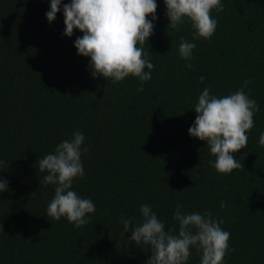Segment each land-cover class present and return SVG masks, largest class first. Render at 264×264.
Masks as SVG:
<instances>
[{
	"label": "trees",
	"instance_id": "1",
	"mask_svg": "<svg viewBox=\"0 0 264 264\" xmlns=\"http://www.w3.org/2000/svg\"><path fill=\"white\" fill-rule=\"evenodd\" d=\"M70 2L49 23L50 0H0V179L9 181L0 193V264H146L150 248L128 240L121 216L140 221L148 204L166 230H178L177 203L222 219L235 249L223 264H264V0H221L224 10L211 13L215 33L196 41L190 23L168 28L164 0H156L154 34L143 45L154 68L143 84L93 78L90 57L74 47L83 33L63 35ZM181 36L196 44L190 68ZM245 80L259 110L247 147L232 154L242 167L221 174L206 141L188 129L205 87L223 97ZM75 131L85 137V175L72 190L95 204L80 228L47 216L55 186L43 183L37 164ZM191 252L187 264H200L201 253Z\"/></svg>",
	"mask_w": 264,
	"mask_h": 264
},
{
	"label": "clouds",
	"instance_id": "2",
	"mask_svg": "<svg viewBox=\"0 0 264 264\" xmlns=\"http://www.w3.org/2000/svg\"><path fill=\"white\" fill-rule=\"evenodd\" d=\"M164 3L168 28L180 31L183 24L190 23L194 30L192 41L210 39L217 29L212 10H224L221 0H164ZM61 4L62 0H50V10L45 13L49 23L55 21ZM157 7L156 0H71L63 4V35L73 36L74 29L83 33L76 37L74 47L78 55L90 57L88 67L93 78L116 83L133 76L143 84L151 80L154 68L143 45L154 34ZM195 47L194 42L180 37L179 56L189 62L186 67H191ZM204 79L200 77L202 83ZM250 83L243 81L241 88L223 97L211 94V89L205 87L194 106L196 118L188 129L189 135L206 141L215 157L214 164L212 161L210 164L221 174L242 167L232 154L247 147L246 133L254 127V115L259 110L256 101L245 91ZM137 91L142 92L143 87ZM84 141L83 132L75 131L37 161L38 170L47 173L43 183L55 186L47 216L55 221L65 217L76 228L90 223L88 214L95 212L91 199L82 198L72 190L74 180L85 175L81 160ZM259 143L264 146V132ZM87 151L83 148V152ZM8 185V180L0 179V193L8 191ZM220 207L226 208L227 203L221 201ZM140 213V221L122 215L121 223L125 233L131 232L130 242L150 248L146 264H187L192 248L201 253L200 264H223L228 252L235 251L229 248L230 233L221 227L222 219L213 217L210 210L189 213L177 203L173 218L178 230H166L151 205L141 204Z\"/></svg>",
	"mask_w": 264,
	"mask_h": 264
}]
</instances>
